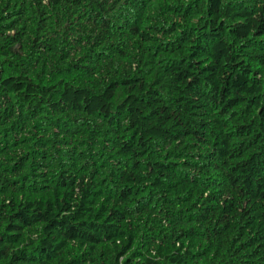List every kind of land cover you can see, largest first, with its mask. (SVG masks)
Returning <instances> with one entry per match:
<instances>
[{
	"label": "trees",
	"instance_id": "16d2710c",
	"mask_svg": "<svg viewBox=\"0 0 264 264\" xmlns=\"http://www.w3.org/2000/svg\"><path fill=\"white\" fill-rule=\"evenodd\" d=\"M0 264H264V0H0Z\"/></svg>",
	"mask_w": 264,
	"mask_h": 264
}]
</instances>
